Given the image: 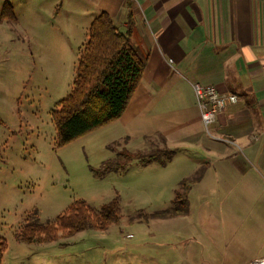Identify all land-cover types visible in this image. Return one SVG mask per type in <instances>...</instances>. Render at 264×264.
Segmentation results:
<instances>
[{
  "label": "rangeland",
  "instance_id": "obj_1",
  "mask_svg": "<svg viewBox=\"0 0 264 264\" xmlns=\"http://www.w3.org/2000/svg\"><path fill=\"white\" fill-rule=\"evenodd\" d=\"M20 5L13 9L16 21L0 20V239L7 243L2 264H245V243L257 245L262 234L241 231L242 224L253 223L237 199L217 205L198 198L195 206L190 193L187 215L150 217L171 206L185 176L173 163L174 151L147 167L137 158L128 161L118 155L126 139L113 142L110 124L55 146L51 113L72 89L90 25L72 20L71 36L60 23H39L25 14L36 13L37 6L47 14L52 0ZM114 199L120 218L105 231L47 243L16 238L26 223L52 222L77 200L98 212Z\"/></svg>",
  "mask_w": 264,
  "mask_h": 264
},
{
  "label": "crops",
  "instance_id": "obj_2",
  "mask_svg": "<svg viewBox=\"0 0 264 264\" xmlns=\"http://www.w3.org/2000/svg\"><path fill=\"white\" fill-rule=\"evenodd\" d=\"M21 1L32 0H0V20L7 16L16 21L13 9H21ZM52 4L47 14L41 13V6L36 13L25 14L39 23H60L71 36L74 20L90 25L102 11L125 34L131 16L132 40L148 53V62L123 115L110 124L111 140L126 139L128 152L174 151L173 163L185 170L180 181L203 170L188 194L197 199L195 206L198 198L217 205L225 199L240 201V212L254 224H242L241 231L262 234L257 245L245 243L250 249L242 253L245 264L263 257L264 0H52ZM193 83L237 97L207 131Z\"/></svg>",
  "mask_w": 264,
  "mask_h": 264
},
{
  "label": "trees",
  "instance_id": "obj_3",
  "mask_svg": "<svg viewBox=\"0 0 264 264\" xmlns=\"http://www.w3.org/2000/svg\"><path fill=\"white\" fill-rule=\"evenodd\" d=\"M88 31V41L79 53L72 89L51 113L58 148L118 120L138 87L148 62V53L132 40L135 28L131 16L125 34L117 30L104 11L93 19ZM163 152L168 153V150L149 155L122 150L118 155L128 161L137 158L141 164L147 165L158 161ZM106 168L112 169L110 165ZM202 174L203 170H199L194 176L181 180L171 206L151 213L150 217L167 219L187 215L191 185ZM119 210L116 199L102 205L98 212L85 201L77 200L52 222L26 223L16 238L27 243H47L85 230L105 231L118 223ZM6 250V241L0 239V264Z\"/></svg>",
  "mask_w": 264,
  "mask_h": 264
},
{
  "label": "built area",
  "instance_id": "obj_4",
  "mask_svg": "<svg viewBox=\"0 0 264 264\" xmlns=\"http://www.w3.org/2000/svg\"><path fill=\"white\" fill-rule=\"evenodd\" d=\"M192 90L201 121L206 131L207 128L216 121L220 112L228 105L237 102V97L235 95L219 93L212 85L193 83ZM250 264H264V256L253 260Z\"/></svg>",
  "mask_w": 264,
  "mask_h": 264
}]
</instances>
